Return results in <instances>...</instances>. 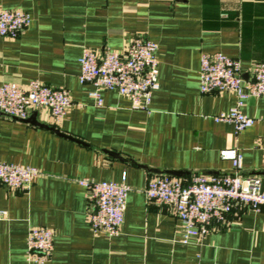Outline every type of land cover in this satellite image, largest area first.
<instances>
[{"label": "crops", "instance_id": "1", "mask_svg": "<svg viewBox=\"0 0 264 264\" xmlns=\"http://www.w3.org/2000/svg\"><path fill=\"white\" fill-rule=\"evenodd\" d=\"M0 9L31 16L18 39L0 38V85L39 81L66 89L75 104L57 124L37 114L60 134L0 115V163L40 172L29 191L0 186V211L7 213L0 264H34L27 260L33 227L55 233L47 264H264V208L235 210L204 239L184 245L173 209L148 204L141 192L164 176L149 170L184 171L186 182L204 172L233 173L220 156L225 149L240 152L242 174L259 176L264 192V98L244 102L242 112L256 123L236 134L215 120L235 97L199 90L203 54L240 60L245 80L264 62V0H0ZM135 36L157 45L150 111L108 91L97 107L93 88L79 82L83 50L122 53ZM123 178L133 191L121 232L95 236L78 180Z\"/></svg>", "mask_w": 264, "mask_h": 264}, {"label": "built area", "instance_id": "2", "mask_svg": "<svg viewBox=\"0 0 264 264\" xmlns=\"http://www.w3.org/2000/svg\"><path fill=\"white\" fill-rule=\"evenodd\" d=\"M31 23L29 13L0 9V38L16 40ZM157 45L135 36L122 53H102L85 48L79 60L81 85L93 89L90 97L97 107L104 105L102 93L115 92L131 102L134 110L150 111L152 96L158 90L159 62ZM199 90L202 94H231L235 106L215 117L216 122L232 124L235 133L252 127L256 120L242 112L248 99L264 98V62L255 63L247 80L243 79L241 62L221 53L201 57ZM75 106L64 88H53L39 81L27 85H0V115L27 120L34 113H45L57 124ZM223 160L232 162L234 172L214 176L194 175L189 181L161 176L142 190L148 204L169 206L181 225V243L200 241L213 224L225 223L239 209L259 211L264 208V192L259 176L242 174V156L236 149H225ZM40 176L38 169L17 164L0 163V186L29 191ZM86 191L89 204L88 223L95 236L116 237L121 232L128 195L133 189L122 183L78 180ZM7 213L0 211V220ZM55 233L46 227L30 228L27 234V260L47 264L54 251Z\"/></svg>", "mask_w": 264, "mask_h": 264}, {"label": "water", "instance_id": "3", "mask_svg": "<svg viewBox=\"0 0 264 264\" xmlns=\"http://www.w3.org/2000/svg\"><path fill=\"white\" fill-rule=\"evenodd\" d=\"M23 122L28 123V124H32V125L37 126V127L51 129L54 132H56L57 134H60V132L58 130H55L51 127H48L44 124L39 123L37 120V113L32 114L30 116V118H28L27 120H23ZM70 139H72V138H70ZM112 155H114L113 157L119 158V156L117 154H112ZM120 159H122V158H120ZM124 161L132 162L131 160H128V159H124ZM146 169H148V168H146ZM149 171H151L157 175H167V176H171L174 178H182L185 175H188V173L184 172V171H161V170H149ZM202 175L214 176V175H218V174L216 172H204V173H202Z\"/></svg>", "mask_w": 264, "mask_h": 264}]
</instances>
